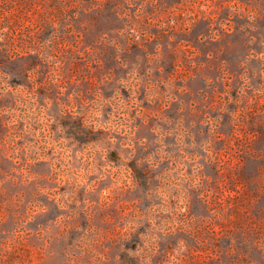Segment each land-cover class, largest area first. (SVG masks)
<instances>
[{
	"label": "rangeland",
	"instance_id": "obj_1",
	"mask_svg": "<svg viewBox=\"0 0 264 264\" xmlns=\"http://www.w3.org/2000/svg\"><path fill=\"white\" fill-rule=\"evenodd\" d=\"M0 264H264V0H0Z\"/></svg>",
	"mask_w": 264,
	"mask_h": 264
}]
</instances>
